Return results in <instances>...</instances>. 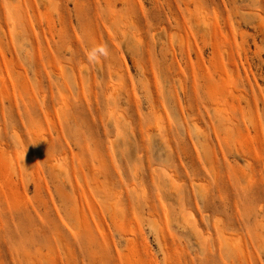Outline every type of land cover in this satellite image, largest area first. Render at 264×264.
<instances>
[{
    "label": "rangeland",
    "instance_id": "rangeland-1",
    "mask_svg": "<svg viewBox=\"0 0 264 264\" xmlns=\"http://www.w3.org/2000/svg\"><path fill=\"white\" fill-rule=\"evenodd\" d=\"M0 264H264V0H0Z\"/></svg>",
    "mask_w": 264,
    "mask_h": 264
},
{
    "label": "clouds",
    "instance_id": "clouds-1",
    "mask_svg": "<svg viewBox=\"0 0 264 264\" xmlns=\"http://www.w3.org/2000/svg\"><path fill=\"white\" fill-rule=\"evenodd\" d=\"M100 51L103 52L104 50L101 48Z\"/></svg>",
    "mask_w": 264,
    "mask_h": 264
},
{
    "label": "bare ground",
    "instance_id": "bare-ground-1",
    "mask_svg": "<svg viewBox=\"0 0 264 264\" xmlns=\"http://www.w3.org/2000/svg\"><path fill=\"white\" fill-rule=\"evenodd\" d=\"M178 189V188H177ZM195 225H196V223H195Z\"/></svg>",
    "mask_w": 264,
    "mask_h": 264
}]
</instances>
